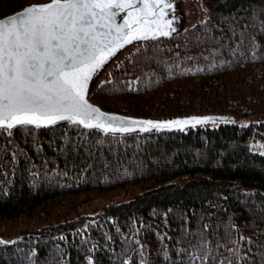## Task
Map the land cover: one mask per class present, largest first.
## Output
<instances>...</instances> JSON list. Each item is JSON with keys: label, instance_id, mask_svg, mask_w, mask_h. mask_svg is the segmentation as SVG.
Returning a JSON list of instances; mask_svg holds the SVG:
<instances>
[{"label": "trees", "instance_id": "trees-1", "mask_svg": "<svg viewBox=\"0 0 264 264\" xmlns=\"http://www.w3.org/2000/svg\"><path fill=\"white\" fill-rule=\"evenodd\" d=\"M45 1L0 0V18ZM202 6V21L142 42L90 100L141 118L259 119L0 130V264H264V154L252 150L264 141V0Z\"/></svg>", "mask_w": 264, "mask_h": 264}, {"label": "snow or ice", "instance_id": "snow-or-ice-1", "mask_svg": "<svg viewBox=\"0 0 264 264\" xmlns=\"http://www.w3.org/2000/svg\"><path fill=\"white\" fill-rule=\"evenodd\" d=\"M174 11V0H49L0 19V130L67 121L115 136L212 121L139 120L89 102V82L117 52L177 32Z\"/></svg>", "mask_w": 264, "mask_h": 264}, {"label": "rangeland", "instance_id": "rangeland-1", "mask_svg": "<svg viewBox=\"0 0 264 264\" xmlns=\"http://www.w3.org/2000/svg\"><path fill=\"white\" fill-rule=\"evenodd\" d=\"M178 17V21L174 23L176 29H182L193 26L196 22L202 21L206 17L205 10L202 6V0H176L175 11L171 13ZM141 42H135L131 45L126 46L124 49L117 52L95 75L92 85L95 87L99 83L110 78L111 70L117 66L129 53L139 47ZM205 117H211L212 121L201 124L199 126H216L219 124L232 123L236 125H246L250 122L257 121L258 116H235L231 114H211L205 115ZM252 150L258 153L264 154V141H258L253 143ZM97 202L91 204V207L98 208ZM91 207H84L85 212H92L95 209Z\"/></svg>", "mask_w": 264, "mask_h": 264}, {"label": "water", "instance_id": "water-1", "mask_svg": "<svg viewBox=\"0 0 264 264\" xmlns=\"http://www.w3.org/2000/svg\"><path fill=\"white\" fill-rule=\"evenodd\" d=\"M47 2H49V0H48V1H45V2H41V3H31V4H28V5H26V6H29V5H32V4H43V3H47ZM174 4L176 5V0H174ZM26 6H25V7H26ZM25 7H23V8H25ZM23 8H21L20 10L14 12V13H12V14H9V15H7V16H5V17H2V18H0V19L6 18V17H8V16H11V15L17 13V12H20ZM119 20H120V18H118V22H119ZM179 30H180V29H178L177 31H179ZM173 34H174V33H173ZM161 38H163V37H161ZM148 41H149V40H148ZM136 42H141V43H142V42H146V41H136ZM134 43H135V42H134ZM127 46H128V45H127ZM98 71H99V70H98ZM95 75H96V74H94L92 80L89 82V95H88V99H89V102H90L91 104H93L94 106L99 107V108H100L103 112H105V113H108V114H111V115L123 116V117H131V118L139 119V120H153V121H169V120H176V119H186V118H190V117H205V116L190 115V116H182V117H174V118H166V119H153V118H141V117L127 116V115H123V114H118V113H113V112L105 111V110H103L100 106L96 105L95 103H93V102L90 100V94H91V91H92V89H93L92 81H93ZM62 123H69V122H67V121H62V122H58L56 125H58V124H62ZM199 125H201V124H197V125H195V126L187 125V126L184 127V130L187 129V128H190V127H201V126H199ZM54 126H55V125H54ZM21 127H24V126H21ZM30 127H33V126H30ZM49 127H52V126H49ZM81 127H82V126H81ZM17 128H20V127H17ZM17 128H15V129H17ZM42 128H47V127H42ZM82 128H83V127H82ZM15 129H12L11 131H14ZM178 130H179L178 128H174V129H171V130H167V129H165V130H161V131L152 130V131H150V132H173V131H178ZM6 131H7V130H6ZM138 132H139V131L131 132V133H138ZM139 133H141V132H139ZM143 133H149V132H143ZM126 134H130V133H126ZM0 242H1V243H9V242H7V241H4L2 238H0Z\"/></svg>", "mask_w": 264, "mask_h": 264}]
</instances>
